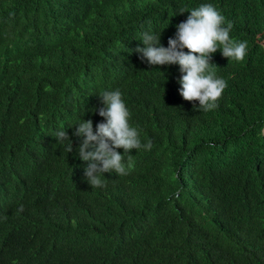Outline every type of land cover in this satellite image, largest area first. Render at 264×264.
<instances>
[{"label": "trees", "instance_id": "obj_1", "mask_svg": "<svg viewBox=\"0 0 264 264\" xmlns=\"http://www.w3.org/2000/svg\"><path fill=\"white\" fill-rule=\"evenodd\" d=\"M0 264H264V0H0Z\"/></svg>", "mask_w": 264, "mask_h": 264}]
</instances>
